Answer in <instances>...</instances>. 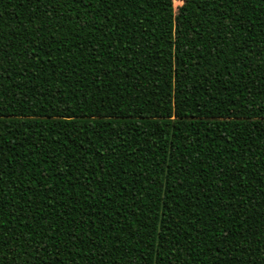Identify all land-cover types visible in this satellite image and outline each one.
<instances>
[{
  "label": "trees",
  "instance_id": "1",
  "mask_svg": "<svg viewBox=\"0 0 264 264\" xmlns=\"http://www.w3.org/2000/svg\"><path fill=\"white\" fill-rule=\"evenodd\" d=\"M0 0V264H264V0Z\"/></svg>",
  "mask_w": 264,
  "mask_h": 264
},
{
  "label": "rangeland",
  "instance_id": "2",
  "mask_svg": "<svg viewBox=\"0 0 264 264\" xmlns=\"http://www.w3.org/2000/svg\"><path fill=\"white\" fill-rule=\"evenodd\" d=\"M174 4H175V7L177 8L183 4V1L182 0H174Z\"/></svg>",
  "mask_w": 264,
  "mask_h": 264
}]
</instances>
